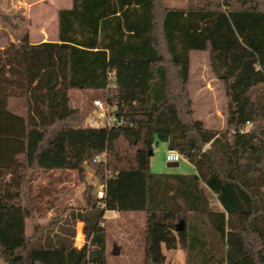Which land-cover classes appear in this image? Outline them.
<instances>
[{"label": "trees", "instance_id": "1", "mask_svg": "<svg viewBox=\"0 0 264 264\" xmlns=\"http://www.w3.org/2000/svg\"><path fill=\"white\" fill-rule=\"evenodd\" d=\"M13 17L0 11L14 30L13 39L0 35L4 264H106V210L144 215L131 247L144 264H164V248L181 250L185 264H264V0H72L57 9V39L39 43L25 17ZM192 51L207 52L224 73L222 131L194 116ZM75 90L98 92L116 121L82 125ZM158 141L196 171L152 172ZM86 165L106 191L86 190L77 215L49 185H35L40 173L79 175ZM50 208L57 215L37 222Z\"/></svg>", "mask_w": 264, "mask_h": 264}, {"label": "rangeland", "instance_id": "2", "mask_svg": "<svg viewBox=\"0 0 264 264\" xmlns=\"http://www.w3.org/2000/svg\"><path fill=\"white\" fill-rule=\"evenodd\" d=\"M68 2L69 0H0V11L8 15L9 21L11 23H15L18 21L17 18L13 17L14 15L21 14L25 17V21L22 22L24 25L23 29L33 30L37 29V26L32 23V16L29 19L25 11L30 8L31 14H36L37 5L45 7L44 12L46 11V23L43 26H45L48 39H53L56 36L55 16L52 7L56 8L57 5H65ZM166 3L170 4V0H166ZM27 5L30 6H28L27 8ZM13 31L14 30H12L9 24L4 25L2 22H0V35L6 33L9 34L12 38ZM34 39L35 37H33L32 40ZM4 41V38H2V44L5 43ZM190 68L193 73V80L191 81L189 92L193 99L192 106L194 109V116L202 119L205 125L208 127L219 131L224 130L226 128L225 107L227 100L222 83L220 82L219 78H217L212 68L210 56L205 52H192ZM71 98V103L73 105H79L81 108L82 125H100V119H103V117L100 118V111L102 109L96 108L93 102L94 99L99 98L98 92H85L75 90L73 91ZM104 110L106 112V117H104V120L109 119L112 116L110 114L111 107L107 105L104 107ZM261 111H263V107H261ZM250 125L251 124L248 123L246 125V128H249ZM167 151L168 146L166 142L158 141L153 144V152L150 157V170L152 172L194 173L196 171L193 163L184 157L179 160V164L177 166H169L166 159ZM94 172V169L90 165H86L85 170L79 175L75 171L73 176L71 175V173L63 174L60 171L48 176L40 173L38 175V179L35 181V185L40 187L41 185H43V183H49V187H51V189H53L55 193L58 194L60 198L59 204L61 205V207L64 205H70L72 203V205L76 208H83L86 205L84 192L86 190H90L93 195L97 196L96 189L98 185L103 182L100 181L99 175L95 174ZM106 175L107 171H104V177ZM57 180H59L58 182H65L63 183V185H61V187L58 188L56 184ZM73 180H77L78 184L72 186ZM206 192L209 196H212L208 190H206ZM112 214L113 212L111 210H106L103 214V223L106 231L105 235L109 244L106 264H144L142 259H138V261L134 259H127L125 257H120L118 256V253L116 255L111 251L113 250V245H110V243H117V245L121 247L123 252L135 251V249L131 247L125 248L126 244L124 245V234L121 236L114 230L116 224L119 222L115 218L110 217ZM127 223L130 225H136L132 229L134 234L137 233L138 236L142 235L144 225V215L142 213H133L132 219L127 221ZM83 227L84 223L82 221L78 230L79 235L80 228L81 232H83ZM130 245H132V247H135V243L133 244V242ZM164 252L166 254V261L164 264H185L184 256L181 250H168L164 248Z\"/></svg>", "mask_w": 264, "mask_h": 264}, {"label": "crops", "instance_id": "3", "mask_svg": "<svg viewBox=\"0 0 264 264\" xmlns=\"http://www.w3.org/2000/svg\"><path fill=\"white\" fill-rule=\"evenodd\" d=\"M71 3H72V0H69V2L67 4H65V5H61V6L57 5L56 8L52 7L53 10H54V16H55V36H56L53 39H48V35L46 33L45 26H43L46 23V14H45L46 11L44 12V8L45 7H43L41 5H37V7H36L37 8V13L36 14L35 13L31 14V9L30 8L27 9L25 11L27 13V17L30 19L31 16H32V18H33L32 19V23H34L37 26V29H33V30L28 29L27 30L30 42L31 43H39V42H42V41H45V40H56L57 39V9L61 8V7H70ZM186 4H187V0H170V4H168V5H170V6H186ZM28 6H30V5H27V8H28ZM33 37H35L36 40L35 39L32 40ZM192 52H194V51H192ZM192 52H191V55H192ZM202 52H205V51H198V53H202ZM205 53L207 54V52H205ZM190 61H191V57H190ZM191 74H192L191 75L192 76L191 77V81H192L193 80L192 71H191ZM190 85H191V82H190ZM58 171H60L63 174H70L71 173L72 176L74 174V170H55V171L47 172V174L52 175L53 173L58 172ZM58 181L59 180H57V183L56 182L55 183L57 184V187L59 188V187H61V185H63V183L65 181L64 182H61V181L58 182ZM44 184L49 185V183H44ZM76 184H78L77 180H73L72 181V186H74ZM53 194L56 195L57 197H59L57 193L53 192ZM70 205H71V207L68 208L67 212H69L70 210L75 209V212H76V215H77L78 214V208L74 207L72 205V203ZM111 211L113 212V214L110 217L115 218L119 222V223L116 224L114 230L116 232H118L121 236L124 234V236H123L124 240H125L124 241V245L126 244L125 248L132 247V245H130V244H132V242H133V244L136 243L138 241V239H139L138 234L137 233L134 234L133 230H132L134 228V226H136V225H130V224L127 223V221L132 219L133 213L132 212H128V213H125V214L124 213L121 214V213H119V212H117L115 210H111ZM57 213H58V210L56 208L55 209L54 208H50L46 212V217L38 219L37 222L45 223V222H47V220L50 217L56 216ZM81 222H82L81 220L77 219L75 224H74V227H75L74 244H75L76 247H80L81 244L84 241L83 234H82L83 232H81V228H80L81 239L80 240L77 239V233H78V230H79ZM31 224H32V221H29L27 223V229L28 230H31ZM108 245L109 244H108V240H107V245H106L107 246L106 247L107 248V253H108V249H109ZM110 245H113V247H112L113 249H114L115 246L118 247V250H119L118 256L125 257L127 259H134L136 261H138V259H142L143 262H144V257H143V255H142V253L140 251H135V252H133V251L132 252L125 251V252H123L121 247L119 245H117V243H112V244L110 243ZM111 251H113V250H111ZM0 264H4V261L1 258H0Z\"/></svg>", "mask_w": 264, "mask_h": 264}, {"label": "built area", "instance_id": "4", "mask_svg": "<svg viewBox=\"0 0 264 264\" xmlns=\"http://www.w3.org/2000/svg\"><path fill=\"white\" fill-rule=\"evenodd\" d=\"M93 102L96 108L102 109L100 111V116H101L100 118L103 117V119H100V125L98 126L110 125L114 121H116V118L114 116L110 117L109 119L104 120V117H106V112L104 110V107L106 105H104L101 99L96 98L93 100ZM181 158H182V155L176 149H168L167 154H166L167 161H179ZM95 159L99 160L100 156H97ZM105 191H106V182H101L96 189V195L98 197H103L105 196Z\"/></svg>", "mask_w": 264, "mask_h": 264}, {"label": "water", "instance_id": "5", "mask_svg": "<svg viewBox=\"0 0 264 264\" xmlns=\"http://www.w3.org/2000/svg\"><path fill=\"white\" fill-rule=\"evenodd\" d=\"M211 64H212V68L217 76V78H222L224 76V73L220 71L219 67L217 66V63L215 62L214 59L211 60ZM131 142L135 143V140L134 139H130ZM179 164V161H168V165L169 166H177ZM183 226H184V221L183 220H180L178 223H177V226H176V229L177 230H181L183 229ZM114 254H117L118 253V247H114L113 251H112Z\"/></svg>", "mask_w": 264, "mask_h": 264}, {"label": "bare ground", "instance_id": "6", "mask_svg": "<svg viewBox=\"0 0 264 264\" xmlns=\"http://www.w3.org/2000/svg\"><path fill=\"white\" fill-rule=\"evenodd\" d=\"M77 239H78V240H80V239H81V238H80V235H79V233L77 234Z\"/></svg>", "mask_w": 264, "mask_h": 264}]
</instances>
